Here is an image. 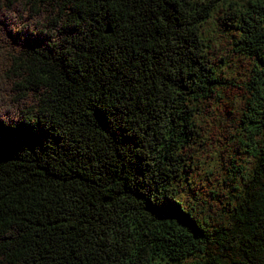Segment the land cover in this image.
Masks as SVG:
<instances>
[{"label":"trees","instance_id":"trees-1","mask_svg":"<svg viewBox=\"0 0 264 264\" xmlns=\"http://www.w3.org/2000/svg\"><path fill=\"white\" fill-rule=\"evenodd\" d=\"M0 264H264V3L0 0Z\"/></svg>","mask_w":264,"mask_h":264},{"label":"snow or ice","instance_id":"snow-or-ice-1","mask_svg":"<svg viewBox=\"0 0 264 264\" xmlns=\"http://www.w3.org/2000/svg\"><path fill=\"white\" fill-rule=\"evenodd\" d=\"M261 3H264V0H260Z\"/></svg>","mask_w":264,"mask_h":264}]
</instances>
